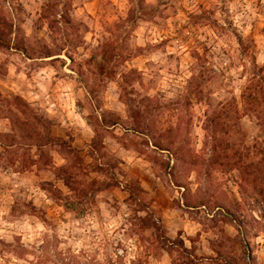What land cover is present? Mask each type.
Here are the masks:
<instances>
[{
  "label": "rangeland",
  "instance_id": "rangeland-1",
  "mask_svg": "<svg viewBox=\"0 0 264 264\" xmlns=\"http://www.w3.org/2000/svg\"><path fill=\"white\" fill-rule=\"evenodd\" d=\"M0 15V264H264V0Z\"/></svg>",
  "mask_w": 264,
  "mask_h": 264
},
{
  "label": "trees",
  "instance_id": "trees-1",
  "mask_svg": "<svg viewBox=\"0 0 264 264\" xmlns=\"http://www.w3.org/2000/svg\"><path fill=\"white\" fill-rule=\"evenodd\" d=\"M11 34H12L11 25L6 21V19L2 15H0V49H8V50L13 49V44H12V41L10 40ZM194 80H196V76L193 78V81ZM250 89H251V86H249L246 89V91ZM125 104L129 106V103L127 101H125ZM263 130H264V126H263ZM57 142L59 143L58 146L60 148H63L62 152L66 153L68 158L70 157L75 160L79 159V157L77 158L78 156L77 151L73 149L71 145H69L67 142L62 141L60 139H58ZM79 163H81V161ZM255 172L256 174L253 177L252 184L256 192L261 197V202L264 208V156L260 160L258 165L255 167ZM111 187L112 186L110 185L106 187H102L100 188V191H105ZM134 194L135 193L133 191H130V195L132 199L136 198L134 197Z\"/></svg>",
  "mask_w": 264,
  "mask_h": 264
}]
</instances>
